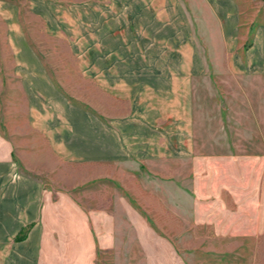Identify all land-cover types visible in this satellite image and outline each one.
I'll return each mask as SVG.
<instances>
[{"label":"rangeland","instance_id":"obj_1","mask_svg":"<svg viewBox=\"0 0 264 264\" xmlns=\"http://www.w3.org/2000/svg\"><path fill=\"white\" fill-rule=\"evenodd\" d=\"M29 57L49 81L21 80ZM192 58L187 95L140 103L176 117L182 98L193 156L155 161L164 176L86 160L96 117L112 128L132 105L128 80H101L104 66L166 75ZM0 66V132L23 172L86 207L124 194L148 223L119 217V254L98 264H264V0H0Z\"/></svg>","mask_w":264,"mask_h":264},{"label":"crops","instance_id":"obj_2","mask_svg":"<svg viewBox=\"0 0 264 264\" xmlns=\"http://www.w3.org/2000/svg\"><path fill=\"white\" fill-rule=\"evenodd\" d=\"M26 48L30 49L27 45ZM27 60V66L19 63L18 69L25 72L19 76L21 80L51 79L47 71L40 73L39 59L29 57ZM115 63L113 60L111 71L109 66H104L98 77L128 80L132 89L127 98L132 104L130 112L124 118L112 119L114 129L96 117L94 152L87 155L86 160L97 167L106 163L135 162L140 167H149L148 175L164 176L150 168L155 161H182L185 155L193 156V139L188 136V122L182 116L187 104L181 99L187 95L189 82L198 76L196 72L200 68L196 70V66L200 64L192 58L186 62L187 66L182 64V72L165 75L160 70L150 73L148 68L130 66L116 72ZM1 79L0 66V82ZM26 90L34 92L33 85ZM172 92L182 97L176 117L150 116L161 112L160 104L156 107L152 102L140 103L144 95L169 96L174 94ZM25 170L29 174L21 169L13 143L0 132V264H98L99 253L119 254V217L128 220L133 230L135 226L150 229L124 194H119L110 207H86L67 191L46 188L31 169ZM144 172L145 169H139L132 177L141 183L138 175ZM25 229L26 239L17 242L15 239ZM122 240L125 237L122 236Z\"/></svg>","mask_w":264,"mask_h":264},{"label":"trees","instance_id":"obj_3","mask_svg":"<svg viewBox=\"0 0 264 264\" xmlns=\"http://www.w3.org/2000/svg\"><path fill=\"white\" fill-rule=\"evenodd\" d=\"M26 239V234L23 232H21V234L16 238L17 242L23 241Z\"/></svg>","mask_w":264,"mask_h":264}]
</instances>
